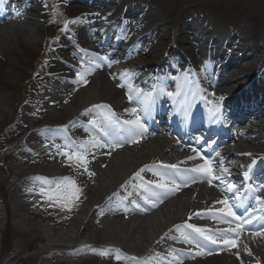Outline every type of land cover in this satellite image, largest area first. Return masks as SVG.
<instances>
[{
	"label": "bare ground",
	"instance_id": "bare-ground-1",
	"mask_svg": "<svg viewBox=\"0 0 264 264\" xmlns=\"http://www.w3.org/2000/svg\"><path fill=\"white\" fill-rule=\"evenodd\" d=\"M15 17L18 16L15 15ZM27 22H25V19H20L17 25L23 28L27 24L34 25L31 21ZM10 28L11 25L9 23H0V38L5 37ZM245 31V28L242 29V34H245ZM96 34L91 33V36H88L90 40L87 41L95 43L97 41ZM68 42L74 44L71 38ZM223 60V57L219 59V61ZM101 64L103 65L102 67L95 69L91 73H87V70L81 71L82 74H85L87 82L89 81V89L81 90L80 87L85 85V83L77 79H72L71 76H67L63 88L65 91H61V97L59 98L68 99L70 102L69 105H71L73 110L77 111H81L84 107L86 108V106L96 102V105L114 102L113 105L115 107L126 112L125 110L128 109L129 103V93H127L126 87L119 89L117 86V84L123 82L119 75L120 70L113 68L111 65L109 66L106 62H101ZM228 68L231 69L230 71L233 70L234 74L239 75L237 76L236 83L239 84L240 89L244 90V94L246 93L248 96L254 98L252 103L256 105L259 89L264 88V74H260V80L258 82L251 81V73H246V76H242L244 74L242 71V63L237 62L235 64L231 59L221 69L226 73ZM66 69H71V66H68ZM248 84L249 86H247ZM263 102L264 98L261 103ZM261 116L264 117V115ZM173 127L171 125V129H168L173 130ZM79 129H82V126ZM263 132L252 137L242 134L240 142L235 141L231 143V151L224 152L223 156L210 155L208 158L203 159L201 157L203 152L198 153L193 151V148L190 146H187L185 136H182L181 141L177 142L173 139L166 138V136L154 137L150 134V130L147 129V132L136 142V146L133 148L130 147L128 140H125L122 147L115 149L104 148L101 151L98 150V152H89V156H92V159H88L90 162L87 167L95 175L89 177L84 171L76 172V176H83L85 181L89 180L91 183L88 182V186L83 185L85 187L84 193L77 199L82 201L77 202V207L73 205L71 211L65 209L66 211L63 214L59 212L53 214V209L61 208L59 202L50 204L45 196H39L38 193L35 194L32 191H28V189L18 188L15 185L11 186L12 194L10 200H12V206L9 208L12 216L16 220L15 224L18 229L27 230L32 226L31 230L24 233L26 236L33 230H39L38 223L36 222L38 217L51 218L54 221V227L51 228L53 230L63 227L64 232L61 235H57V233L52 236L50 235V241L52 243L57 242L55 245L59 247L56 253L60 252L62 255L70 254L68 252L70 249H66L65 247L66 242L74 241L82 236L91 244L95 241V237L101 234L107 244L111 243L123 248L119 250V255L122 257L121 260L118 261L115 257L114 259H106L107 262H111L112 264H175L174 257L181 259L182 264H264V235L255 234L264 230V202H262V200L264 201V190L259 193L260 206L254 212V216L256 217L255 223L246 227L248 233L241 232L240 230L238 238L235 233L213 231V234L218 237L217 240L219 242L217 244L208 247H205L203 244V247L198 248L193 243L191 244L192 253H185L184 250H179V248L173 249L172 245L186 242L184 240L179 241V238L171 235L180 232L190 233L191 229H186L187 227H182L180 231L176 230L177 225L186 226L187 224H195L197 227H203L211 233L209 224L220 221V217L226 215L220 214L216 215V218H213V212L210 209L213 205L223 207L218 201L225 198L219 193V189L224 190L222 185L224 178H221L223 176L218 174V169L224 168L226 160L243 159L245 162L251 163V160L254 158L251 156L253 151L264 152ZM194 144L199 145L198 142H194ZM53 151H57V149L48 151V162L47 160L45 161L47 164L54 162V168H57L61 164V159L59 158V154L61 153L54 154ZM63 151L67 150L63 149ZM235 151H238L237 155H234ZM100 154H102L101 160L99 159ZM190 156L195 157V159H188ZM94 157L96 158L93 159ZM66 160L69 161L68 158ZM206 161L213 167V173H215L216 169L217 174L213 175L220 177L219 180H213L211 185L207 179L201 178V174L197 173L199 182L197 180L191 182L193 181L191 178H194V175H191L185 186V181H182L178 174L180 171L159 167L160 165H177L178 163L186 162H192L194 167H197ZM27 162L29 161L27 160ZM36 164H39V162ZM145 165L150 167L156 166L153 171L146 170L142 173L145 182L158 180L159 177L154 175V171H159L165 173L166 179L169 181L176 179V182L181 185L174 194L168 195L163 199V202H157L155 207L151 204L144 203L140 196V189L133 188V182H131V177H133L134 173L145 167ZM41 166L45 167L47 165L43 163ZM34 173H37L38 177L41 174L47 175L39 171H34ZM8 174L10 177L16 175L12 169L8 171ZM50 174L52 175V173ZM125 182H129L127 188L122 187ZM134 183L139 185L141 181L136 180ZM238 190L239 188L236 189V191ZM114 193L118 195L113 196ZM224 194L227 195L225 192ZM259 194L257 195L259 196ZM133 196H137L139 199H135ZM109 197H113L111 202H109V199L106 200ZM133 200L140 203L147 210L141 211L129 205ZM228 200L233 205L231 199ZM42 202L46 204L45 210L47 208L48 210L46 212L42 209L36 211L37 206L40 207V203ZM202 205L206 207L204 208ZM6 211L9 214V209L6 208ZM75 212H77V215L74 214ZM197 213H200V215H196ZM30 215H33L32 221V216ZM62 217H70V222H64L62 224ZM203 217L209 220H200ZM186 218H188L187 221H185ZM229 218L227 217V219ZM44 230L47 229L44 228ZM193 235L196 237V234L193 233ZM101 239L99 238V240ZM222 239H236L237 246L228 248L221 243ZM196 241L200 242L201 239L196 237ZM245 245L251 251L250 257L249 251L244 247ZM170 247L173 251L170 256L161 253L162 249H168ZM98 250L112 251L111 253L116 254V256L118 254L113 246H110L109 249H103L101 247ZM146 250L147 252L141 259H136L128 254V252L142 254ZM200 251H203L204 254L196 255ZM90 252L91 250H85L77 254L83 256ZM2 257L0 254V264H5L2 262ZM249 259L250 261H248Z\"/></svg>",
	"mask_w": 264,
	"mask_h": 264
},
{
	"label": "rangeland",
	"instance_id": "rangeland-1",
	"mask_svg": "<svg viewBox=\"0 0 264 264\" xmlns=\"http://www.w3.org/2000/svg\"><path fill=\"white\" fill-rule=\"evenodd\" d=\"M110 1L112 3L105 2L107 7L96 10V13H90L86 17L85 11L87 8L82 6V4H77L76 0L67 2V4H62V2L57 1H55L57 2L55 4L53 0H49V4H47L45 0H26L23 5H29L28 8L32 10V12L29 11L27 17L31 18L30 21L34 25L27 24V26L23 28L12 22L9 32L5 37L0 38L1 188H3V186H11L13 184V179L15 183L13 185L23 186L28 189L32 188V184H36V186L40 187L42 181H39L36 179L37 177L32 175L33 171L44 172L48 175L50 173H62L60 167L54 168V162L47 164L48 160L47 162L45 161V155L43 156L39 149L42 145V141L51 138L53 134L57 132V130L48 131V127L43 124H67V120H71L73 114L77 111L73 110L68 103H57L55 99V94H60V86L58 84L62 83L64 80V73L70 71L64 69L66 65L58 66L54 64H62L61 60L63 59V63L67 61L68 64L73 65L72 67L82 65V63L77 61V54L75 55L71 52L70 55L72 57L68 58L65 50L78 51L77 53L81 56L86 54L84 53L85 46H81L82 42L79 43L80 49L79 46L76 48L74 46L72 49L65 48V50L62 48L64 44L68 43V37H72L70 32L72 31V24L74 23H68L67 30H64V24L66 21L70 22L74 20H78L79 22L77 23L88 22L94 19L103 20L117 5V3L114 4L115 0ZM126 2L129 4L133 2L137 3L138 6L129 9L131 11L133 10L135 14L142 12L144 9L146 17L149 18L148 20L151 27L157 29L160 37L168 39L160 41L157 45H155L153 41L144 40V48L141 56L136 58V60L139 61V65H148V63L155 60L156 55L160 53L159 50L166 49V46L171 43L172 37H174V35L172 36V32H174L173 28L179 25L178 22L181 18L184 21L185 19L188 20L189 17H194V19L197 17L199 21L208 20L213 23L214 27L211 29L212 34L207 35L209 39L216 33H228V28L231 26L238 28L237 35H239L240 38H247L246 42L241 40L242 47L247 48L253 45V43L259 46H262V44L264 45V42L259 38L261 35L264 36V0H126L124 4H126ZM139 3L142 4L139 5ZM249 10L251 13H249ZM120 12L122 13L121 8ZM127 19L132 22L130 27L135 31L139 30V27L147 25L139 22L138 17ZM206 24L207 23H205V25ZM242 27L246 28V33L243 35L240 33ZM190 30L191 27L188 26L186 32L188 33ZM179 36L182 35L180 34ZM78 37L80 36L73 35V38L76 40H78ZM187 39L191 42V37ZM184 50L192 52L191 43H187ZM111 51L112 48L109 50L107 49V51L105 50L104 53L105 55H109ZM257 51L259 50H256V52ZM89 52H92L91 49H89ZM122 52L124 51L117 52V55ZM249 55L250 57L243 59V62H245V64H243L244 67H247L248 70L257 69L259 64L256 63L257 61H254L256 60V54L251 53ZM44 63L54 65L53 69H50L47 74L40 70L41 65ZM46 66L45 64V67ZM70 74L76 75V73L72 74L71 72ZM53 76L55 77L53 78ZM29 81L32 82L30 86L27 85ZM53 84L54 86H52ZM86 88L89 89L88 86H85V88L82 87L81 90H86ZM61 128L66 130L65 127ZM27 158L32 163L37 160H39L41 164L45 162L47 166L42 167L40 164L30 165V163L26 161ZM65 159L66 157H64V161ZM67 165L68 167L64 173L68 175L71 174V169L69 168V163ZM77 167L81 168L79 165H77ZM71 168L74 169L73 164ZM11 169L16 174L13 177H10L8 174V171H11ZM78 178H81V176H78ZM83 178L84 177H82V180L85 182L84 184L88 186L91 182L89 180L85 181ZM50 180L53 179L50 178ZM18 181L19 183H17ZM74 181L77 182L78 180ZM11 192L9 193V198ZM34 193H40V191L36 190ZM11 202L12 200L8 205L10 208L12 206ZM3 207V202L0 201V209ZM4 210L5 209L0 210L2 212L0 226L5 224V217L3 216ZM57 211L58 210H55L54 213ZM64 211L59 210L58 212L63 214ZM10 216L13 217L11 211H9V219ZM62 218V223H64L63 220L68 221V219H70V217H66V219L64 217ZM32 219L33 216L31 217V221ZM11 223L15 225L16 220L14 217ZM38 223L37 226L39 230L30 232L25 236V240L23 238L20 239V236L18 237L19 230H16V228L10 231H4V233H8V235H4V237L1 236L3 231H0V252H3L4 263H42V256L40 255L44 256L46 254H40V250L45 244H41L39 238H44L43 241L45 239V241H47L48 234H54L55 232L57 235H61L60 233L64 232V228H59V230H54V232H52V230L44 231V226L48 228L53 227L52 221H44L39 218ZM31 228L28 230H31ZM99 238L102 239L99 240ZM94 242L106 243V240L101 234H98ZM92 254L94 256L95 252H92ZM45 257L48 258V256ZM56 260V264H60L58 258H56ZM86 264L103 263L99 262L98 259L92 258L89 259Z\"/></svg>",
	"mask_w": 264,
	"mask_h": 264
},
{
	"label": "snow or ice",
	"instance_id": "snow-or-ice-1",
	"mask_svg": "<svg viewBox=\"0 0 264 264\" xmlns=\"http://www.w3.org/2000/svg\"><path fill=\"white\" fill-rule=\"evenodd\" d=\"M3 4V0H0V5ZM78 20L65 22L64 24V30H67L68 23H77ZM94 60H102L107 62L108 57H99L95 56L93 58ZM103 65L101 63H90L87 73H91L95 71V69L102 67ZM110 66V64H109ZM77 76L79 78V81L83 83H87V80L85 79V74H82L80 72L77 73ZM120 87H125L123 83L119 85ZM160 91H164L163 89H160ZM167 95L171 96L172 93H167ZM143 97V98H141ZM134 95L133 90L129 88V94H128V100L129 102H133ZM136 103L138 105H143L144 110L147 111L150 107V97L143 94L142 92L137 91L136 93ZM93 109H107V115L104 116L103 120L98 122L96 119H92L89 121V124L95 128L98 129L101 133L100 136H92L90 139L85 141H80L78 144L73 142L72 147L75 149V152H68L63 151L62 146L60 144H54L53 146L57 149L59 153L66 156L68 160L75 161V163L83 168V171L89 176L92 177L95 175L94 172H91L87 165L90 162L87 159V155L91 151V149H104V148H110L115 149L123 146V141L119 139V133L114 132V126H120L123 128V126H127V133L131 137V139L128 140L129 143H136L139 141L140 138L147 132V128L145 127V124L141 121V116L138 114V108L137 107H131L126 109L125 111L135 117V119H127L120 121L118 117L115 116V112L112 111L109 105L103 104V105H94ZM92 109H86L85 114H88L91 112ZM64 147H68V145H65ZM195 151V149L193 150ZM219 155V153H217ZM188 159H195V157H188ZM156 166H148L145 165V167L141 168L139 171L134 173L133 177H131V182H133L132 186L133 188H139L140 189V196L143 199L145 204H151L153 207L157 205V202H163V199H165L168 195L174 194L179 187L181 186L179 183H177L175 180L169 181L166 179V174L154 171V175L158 176V180L154 181H147L145 182L143 180L142 173L147 171H153V169ZM161 168H168V169H176L177 171H180L178 169V166L175 164L172 165H160ZM185 173L187 172H193V173H200L201 178L207 179L208 183L211 185L213 183V180H219V176L213 175V167L209 162H205L204 164H200L195 168L192 169H186L183 170ZM229 169L223 168L222 172H228ZM38 180H44L46 183H48L50 186L48 189H45L43 187L40 188V194L45 196L46 199L49 201V203L53 202H59V206L63 209H67L68 211H71V207L74 205V202L79 198V195L82 193V189L77 186L76 182L71 177H63L58 181H55V187L53 188L51 185L53 182L47 181L46 178H36ZM181 179H184L182 176ZM193 182L195 181V178H191ZM136 180H140L141 183L139 185H136L134 182ZM129 182H125L122 187L127 188ZM187 185V181H185V186ZM66 189V190H65ZM236 185L232 183H228L227 185V191H235ZM28 191H33L32 189H28ZM118 195L117 193H114L113 196ZM131 195V193H129ZM109 202L112 201L113 197H109ZM239 199V198H237ZM257 201L260 202V197H256ZM135 205L136 208L140 209L141 211H146L147 209L143 208L140 203L133 200L131 201ZM218 203L223 205V208H221L219 211L221 213H226L225 216L220 217L222 222H225L227 220V217H234L237 223L236 228L234 229H228V233H235L236 237L238 238L240 235L241 230V224H251L253 220L256 219L254 215H250L244 220H241L240 216H237L236 212L233 211V206L229 203V200L227 197H225L223 200L218 201ZM255 211V210H253ZM196 215H200V213H197ZM213 218H216V214L212 213ZM182 227H187L188 229H191L190 233H184L181 232L182 239L184 242L188 243L189 245L196 243V246L198 248H201L202 246L196 241V237L194 234L199 235L202 237L205 241H209L212 244H217V240L212 235H206L207 229L203 227H197L195 224H187L186 226L177 225L176 230L180 231ZM223 235V233H221ZM257 235H264V230H261L257 233ZM221 243L227 246L228 248L236 247L237 242L236 239H222ZM246 250L247 246H244ZM249 251V255H251V251ZM117 256L116 259L119 261L122 259V257L119 255V250H117ZM108 252L102 251L100 252V255H107ZM203 251L197 252L196 255H203ZM175 264H182V260L174 257Z\"/></svg>",
	"mask_w": 264,
	"mask_h": 264
}]
</instances>
